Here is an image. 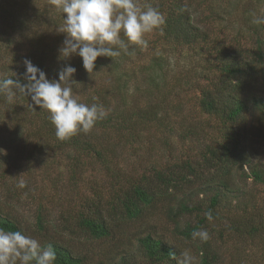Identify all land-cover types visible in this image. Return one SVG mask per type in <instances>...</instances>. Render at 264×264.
I'll return each instance as SVG.
<instances>
[{"label":"trees","instance_id":"1","mask_svg":"<svg viewBox=\"0 0 264 264\" xmlns=\"http://www.w3.org/2000/svg\"><path fill=\"white\" fill-rule=\"evenodd\" d=\"M195 2L196 0H169L167 3H159L155 8L161 14L166 12L164 24L156 31L163 34L164 40L174 51H182L185 46L197 50L196 53L202 57L200 60L203 64L213 66V72L217 70L222 73L219 81L202 91L199 103L208 115L216 116L225 123L224 139L213 144L206 143L198 153L200 156H187L165 168L152 162L150 166L146 164L142 167V173L136 176L124 172L120 162H133L134 153L130 150L145 140L142 138V131L146 126L142 128L139 124L153 125L154 121L158 122L159 112L162 110L160 104L167 105V97L158 101L159 103L143 97L144 106L128 105V95L122 90L124 86L135 84L141 74H144L143 82L152 84L158 78L157 74L152 75L153 71H165L163 62L155 64L154 67L149 64H135V57H148V53L143 52L139 46H135V53L131 50V54L121 51L117 57L97 59L94 70L98 69L110 80V86L106 89L103 85H100L102 88L95 89L90 85L83 86L78 78L87 82L85 75L73 78L80 83L76 89L82 94L79 95L81 102L103 106L109 113L105 119L98 121L88 134L81 132L61 141L55 135L50 113L36 106L30 96L18 94L16 106L6 104L0 96V145L5 144L8 139L17 141L21 135H28L35 137L38 144L29 142L34 146L21 147L20 141L16 142V150L21 158L35 160L38 154L39 160L46 155L47 148L60 152L61 147H67L68 151L64 155L68 159L67 166L71 173L74 170H83V166L93 159V163H99L101 166L99 170L103 175H112L110 184L115 187L112 195L106 199L95 193L89 200L83 201L76 215H73L72 209L66 208L60 210L57 219H51L48 215L49 207L40 201L34 210L33 221H29L14 210L5 212L0 206V226L33 236L44 247L51 244L57 254L55 264H91L95 253L89 249V242L115 239L122 227L148 218L159 209L174 225V233L196 246L194 251L200 257L199 264H217V259L221 256V251L217 248L219 241L226 242L229 237L235 235L242 237L246 234L264 233L263 212L259 216L246 213L244 217L231 213L230 210L220 212L224 209L221 207L228 201V209L233 206L246 207L243 198L249 195V189L240 187V184L248 179H252L254 184H264V163L251 161L249 152L243 145L245 130L241 124L251 103L264 123V88L260 93H254L263 70L264 24L256 25L249 17L245 18L247 24L249 23L247 42H252V45H244L238 39L241 47L229 49L196 23ZM0 14H4L6 27L11 29L9 32L3 28L0 30V74H7L27 83L23 76L26 71L23 64L25 57L45 71L50 80H58L59 69L68 64L77 69L76 73H88L83 67L81 57L73 56L60 60L57 57L59 55L50 53L43 37L46 32L35 35L34 44L28 50L6 43L7 35L12 31L20 33V37L25 36L22 35L25 25L2 0ZM49 19L55 21V15H50ZM17 21L21 23L18 26ZM150 59L152 62L158 60ZM122 63H131L130 67H125V73L118 72ZM115 71L118 76L114 84L111 78ZM138 88H141V83L135 87V93ZM247 90L251 95H244L249 94ZM147 92L150 93V90ZM22 102L26 103L27 109L24 112L20 110ZM112 103H115L113 107ZM26 121L31 122L33 126H29ZM50 151L48 150V153ZM247 165L249 168L246 170ZM130 166L132 168L128 171L136 173L137 167L133 163ZM237 176L240 180L236 179ZM73 177L78 178L75 175ZM15 183L18 187V182ZM27 183L31 184V181ZM9 189L14 192L13 188ZM20 194L23 195L20 191L18 197ZM209 210L213 215L211 223L205 215ZM214 223L220 224V228L213 225ZM201 228L207 229L210 234L206 243L193 241L191 238L192 231ZM66 236L68 239H65ZM80 242L87 245L81 247L78 245ZM139 242L150 264H178L182 255V251L175 244L151 233L141 236ZM173 254L177 259H173Z\"/></svg>","mask_w":264,"mask_h":264},{"label":"rangeland","instance_id":"2","mask_svg":"<svg viewBox=\"0 0 264 264\" xmlns=\"http://www.w3.org/2000/svg\"><path fill=\"white\" fill-rule=\"evenodd\" d=\"M2 1L25 25L22 34L25 36L20 37V33L12 31L11 34L7 35L6 43L11 46L19 45L24 50H28L34 44L35 35L46 32L43 35L45 45H47L50 53L59 55L58 50L62 47L66 34L57 31L58 25L62 23V14L51 6L50 0ZM168 1L138 0V3L140 7L146 9L149 6L155 8L159 3H167ZM194 6L196 7L195 19L199 27L216 37L217 41L223 42L229 49L241 47L238 39L244 45L251 46L252 42H247L248 36L246 35L249 31V23L247 24L245 18L249 17V20H252L253 13L257 16L264 15V0H196ZM50 15H55V21L49 19ZM162 15L165 18L166 12ZM21 23L17 21L16 25ZM6 26L7 20L4 14H0V30L3 28L9 32L11 29L9 30ZM145 39L148 41V47H141V50L148 53V57L147 59H140L136 58L135 54V64L142 63L145 66L149 64L154 67L155 64L163 62L165 71H153L154 74L152 75L156 76L157 74L158 78L152 84L143 82L144 74H141L136 79L135 84L130 83L129 86H124L122 90L128 95L129 106L131 104L144 106L143 97L156 103L167 97V105L160 104L162 110L159 112V123L154 121L153 125L150 123L139 124L142 128L146 126L142 131V138L145 140L130 150L134 153L133 162H120L126 174H134L135 176L142 173V167H145L146 164L150 166L152 162L161 168H165L175 161L185 159L187 156H200L198 153L205 147L206 143L213 144L222 141L225 133V123L216 116L208 115L201 109L199 103L202 91L219 81L222 73L217 70L213 72V66L203 64L200 60L202 57L196 53L197 50H191L185 46L182 51H174L164 40L161 32L154 31L147 34ZM6 43L4 42L5 45ZM131 49L132 47L129 48V50ZM57 57L59 58V56ZM150 58H158V60L152 62ZM130 66L131 63H122L118 72L125 73V67ZM80 75H85L87 82L80 79ZM117 76L116 71L113 72L111 78L113 83ZM73 78H78L83 86L90 85L94 89L101 87L100 85H103L105 89L110 86L108 82L110 80H107V76L100 73L98 69L91 74L78 72L74 74ZM140 83L141 88H138L139 90L135 93V87ZM262 88H264V63L259 85L256 86L254 93H260ZM74 90L76 94L82 95L76 88ZM147 90H150L151 96ZM247 92L249 94L244 95H251L249 90ZM112 104L111 107L115 105V103ZM25 109H27L26 103L22 102L20 110L24 112ZM259 115L251 103L249 111L241 121L245 130L243 145L254 163H264V123H262ZM26 123L31 127L33 126L31 122L26 121ZM161 123L164 124L160 125ZM234 126L236 127V125ZM24 140L27 142L25 143ZM18 141H20L21 147L30 145L29 142L34 143V145L35 143L38 144L35 137L21 135L17 141L8 139L5 144L0 145V206L4 211L14 210L23 218L33 221L34 210L38 202L42 201L49 207V217L57 219L60 210L66 208L72 209L71 212L73 211V215H76V211L80 209L83 201L89 200L95 193H99L106 199L112 195L115 189L110 184L112 175H103L99 170L101 166L99 163H93V159H90L89 163L83 166V170L78 169L71 173L67 166L68 159L64 155L68 151L67 147H61L60 152L47 148L44 157L38 160L37 154L36 159L31 160L18 156L16 150V142ZM48 150L51 151L48 153ZM53 163L55 165H51ZM131 163L137 167L136 173L128 171L132 168ZM248 168L247 165L245 169ZM74 175L78 178H74ZM21 179L25 181L26 186L18 189L15 182L19 183ZM236 179L240 180L239 176ZM28 181H31V184L27 183ZM244 183L240 184V187L249 189V195L243 198L246 207L236 208L233 206L228 209L226 208L229 204L228 201L221 207L224 209L220 212L225 213L230 210L231 213L234 212L241 217H244L246 213L259 216L263 212L264 215V184H254L252 179H248ZM128 185L127 182L126 186ZM9 187L13 188L14 192H10ZM20 191L23 195L20 194L18 197ZM213 225L220 228L218 223ZM148 233L166 239L179 247L181 251H190L197 258L198 264L200 263V257L194 251L196 246L191 245L187 239H182L178 234L176 235L174 225L168 220L166 214L159 209L148 218L122 227L115 235V239L105 242H89V249L95 253L91 264H150L149 259L142 252L143 248L139 242V238ZM65 239H68L67 236ZM78 245L83 247L87 244L80 242ZM217 248L221 251L217 264H264V233L262 235L246 234L242 237L231 236L226 242L219 241Z\"/></svg>","mask_w":264,"mask_h":264},{"label":"clouds","instance_id":"3","mask_svg":"<svg viewBox=\"0 0 264 264\" xmlns=\"http://www.w3.org/2000/svg\"><path fill=\"white\" fill-rule=\"evenodd\" d=\"M51 6L62 14V23L57 31L65 39L59 48V59L73 56L82 58L86 72L92 73L99 57L114 58L121 51H135V46L148 47L147 34L158 30L164 24V17L157 8L139 6L138 0H50ZM252 23L264 24V15L252 14ZM123 37V38H122ZM126 38V39H124ZM27 83L0 74V96L8 105L17 102L18 94L30 96L32 102L50 113L57 139L65 141L78 133H90L98 121L108 116V110L97 104L81 102L74 93L80 83L73 79L77 69L68 64L58 71V80L48 75L25 57ZM32 105V104H31ZM33 107V105H32ZM26 183L21 179L18 187ZM211 223L212 212L205 213ZM193 241L206 243L210 239L207 229L193 230ZM173 259L177 257L173 254ZM57 254L51 244L44 247L40 242L22 231L8 230L0 226V264H55ZM178 264H198L190 251H182Z\"/></svg>","mask_w":264,"mask_h":264}]
</instances>
